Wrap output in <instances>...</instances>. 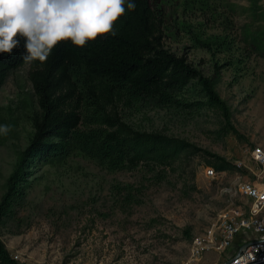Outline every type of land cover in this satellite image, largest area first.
Instances as JSON below:
<instances>
[{"label": "rangeland", "instance_id": "rangeland-1", "mask_svg": "<svg viewBox=\"0 0 264 264\" xmlns=\"http://www.w3.org/2000/svg\"><path fill=\"white\" fill-rule=\"evenodd\" d=\"M155 12L164 49L199 77L168 103L120 104L119 114L134 130L184 140L193 153L172 169H111L73 146L68 156L29 163L23 153L38 106L30 67L20 66L0 89V125L11 128L0 135V202L11 175L24 177L23 196L0 220V241L17 263L224 264L238 252L236 244L196 254L194 244L222 211L247 210L236 175L258 172L251 154L264 150V0H160ZM216 71L226 113L202 83ZM212 156L232 169L207 178Z\"/></svg>", "mask_w": 264, "mask_h": 264}, {"label": "trees", "instance_id": "trees-1", "mask_svg": "<svg viewBox=\"0 0 264 264\" xmlns=\"http://www.w3.org/2000/svg\"><path fill=\"white\" fill-rule=\"evenodd\" d=\"M160 0H133L116 23L115 36L106 35L78 48L69 42L53 49L44 64L29 65V81L37 100L32 117L33 136L23 156L29 163H47L68 156L72 146L88 157L106 162L111 169L152 165L172 169L193 147L184 140L157 132L132 129L120 117L118 107L143 100L168 103L171 93L184 89L199 77L186 61L163 47L161 24L155 12ZM11 54L0 53V89L9 74L24 65L25 39ZM211 104L224 113L226 107L215 87L218 72L202 80ZM85 130H80L83 123ZM214 171L232 167L212 156ZM24 177L16 170L0 202V220L10 215L23 196ZM0 264H19L0 241Z\"/></svg>", "mask_w": 264, "mask_h": 264}, {"label": "clouds", "instance_id": "clouds-1", "mask_svg": "<svg viewBox=\"0 0 264 264\" xmlns=\"http://www.w3.org/2000/svg\"><path fill=\"white\" fill-rule=\"evenodd\" d=\"M133 0H0V53L11 54L24 38L25 65L44 64L60 43L82 48L106 35L115 36L116 23ZM11 131L0 125V135Z\"/></svg>", "mask_w": 264, "mask_h": 264}, {"label": "built area", "instance_id": "built-area-1", "mask_svg": "<svg viewBox=\"0 0 264 264\" xmlns=\"http://www.w3.org/2000/svg\"><path fill=\"white\" fill-rule=\"evenodd\" d=\"M251 158L258 172L247 168L251 173L247 179L237 174L235 186V193L246 200L247 210L219 213L215 226L195 241L196 254L209 250L224 253L238 244V252L228 264H264V150L255 148ZM217 174L213 169L205 170L207 178L213 179Z\"/></svg>", "mask_w": 264, "mask_h": 264}, {"label": "water", "instance_id": "water-1", "mask_svg": "<svg viewBox=\"0 0 264 264\" xmlns=\"http://www.w3.org/2000/svg\"><path fill=\"white\" fill-rule=\"evenodd\" d=\"M248 247V244L247 245H245L243 248L245 249V248H247ZM229 262H227V263H224V264H228Z\"/></svg>", "mask_w": 264, "mask_h": 264}]
</instances>
